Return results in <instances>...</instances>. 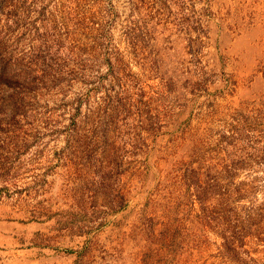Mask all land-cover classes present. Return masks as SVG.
<instances>
[{
	"label": "rangeland",
	"instance_id": "374dc122",
	"mask_svg": "<svg viewBox=\"0 0 264 264\" xmlns=\"http://www.w3.org/2000/svg\"><path fill=\"white\" fill-rule=\"evenodd\" d=\"M0 264H264V0H0Z\"/></svg>",
	"mask_w": 264,
	"mask_h": 264
},
{
	"label": "trees",
	"instance_id": "16d2710c",
	"mask_svg": "<svg viewBox=\"0 0 264 264\" xmlns=\"http://www.w3.org/2000/svg\"><path fill=\"white\" fill-rule=\"evenodd\" d=\"M220 232H221V233H220ZM223 233H224L223 230H220V231H219V235H220L221 237H223Z\"/></svg>",
	"mask_w": 264,
	"mask_h": 264
}]
</instances>
